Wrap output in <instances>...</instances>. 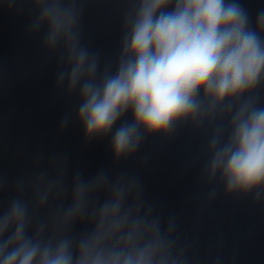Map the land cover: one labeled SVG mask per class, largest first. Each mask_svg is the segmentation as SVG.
<instances>
[{
  "label": "clouds",
  "instance_id": "clouds-1",
  "mask_svg": "<svg viewBox=\"0 0 264 264\" xmlns=\"http://www.w3.org/2000/svg\"><path fill=\"white\" fill-rule=\"evenodd\" d=\"M122 2L118 51L103 58L84 39L88 0H0L55 63V92L71 102L60 132L75 117L86 144L110 138L112 156L91 176L43 148L14 175L0 168V264H201L177 214L120 168L185 127L206 137L203 206L222 188L264 210V7L253 21L241 0ZM221 247L211 264H224Z\"/></svg>",
  "mask_w": 264,
  "mask_h": 264
}]
</instances>
